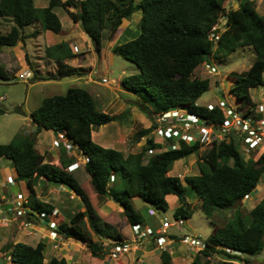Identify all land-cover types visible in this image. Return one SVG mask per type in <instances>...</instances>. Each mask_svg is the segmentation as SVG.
<instances>
[{
    "label": "trees",
    "instance_id": "16d2710c",
    "mask_svg": "<svg viewBox=\"0 0 264 264\" xmlns=\"http://www.w3.org/2000/svg\"><path fill=\"white\" fill-rule=\"evenodd\" d=\"M225 1L49 0L46 7L35 8L33 0H0V20L11 22L6 33L0 32V49L23 42L26 37L24 28L35 23L39 24L42 31L62 34L61 22L54 13V9L59 7L65 10L73 23H79L94 50L99 52L105 32L112 38L123 20L140 12L138 36L112 48L113 53L136 65L139 70V73L121 79L122 89L136 94L141 100L136 102L140 110L149 116L172 109H186L204 118L208 124H217L222 120L218 110L208 112L196 104L209 88L208 79L191 77L202 62L214 54L224 53L225 56L238 47H250L254 60L247 71L229 74L234 81L231 93L242 106L251 107L249 90L264 86V14L259 15L255 11L251 0H236L239 1L238 7L228 10L223 7ZM69 8L75 11L71 12ZM220 16L225 18V29L219 34L214 49L209 35L214 33L212 28ZM36 35L37 32H33L30 36ZM63 52L65 54L62 55ZM45 54L56 61L61 77L68 75L66 71H61L66 67L62 61L72 57L65 43L47 48ZM66 69L71 74L76 73L73 68ZM6 81L9 79L0 65V82ZM143 102L152 106L149 110L151 113ZM127 114L128 109L118 116L99 111L85 89L69 88L63 95L44 98L31 113V119L37 125L33 135L17 137L8 144H0V158L11 161L14 180L26 184L29 196L25 205L30 210L48 214L54 210L51 204L40 201L34 194L33 188L39 178L65 186L80 198L84 210L64 215L65 221L58 226L57 233L85 243L94 258L101 259L106 249H103L101 242L92 239L91 231L99 239H111L114 242L112 246L122 242L121 238L117 234L107 235L101 228V224L105 227L107 224L102 223L72 173L65 170L67 163L63 161V156H66L64 148H60L59 166L51 164L46 155L36 150V135L42 129L52 131L55 136L64 133L87 158L83 168L93 192L98 197H108L118 202L129 225L143 223L142 217L130 204L132 198H139L157 211H167L165 197L174 195L180 205L172 216L175 220L186 221L193 212L191 204L186 201V188H189L199 200L198 208L206 218L211 219L216 210L238 208L255 190L264 174V153L257 160L246 162L231 142H213L200 153L201 147L198 144L187 145L179 141L175 148H166L148 155L149 151L162 149L160 144L148 137L151 128L135 134L136 141L146 137L144 146L137 153L124 154L105 149L92 141L93 131L102 125L124 119ZM197 151L200 154L198 175L182 179L169 175L176 161ZM71 162L68 160L69 164ZM201 162L208 170L201 167ZM111 175L115 183H122L121 190H114L110 186ZM29 216H33L32 212L27 215L28 219ZM212 225V233L204 241V248L191 264H201L199 256L207 258L214 254L222 256L218 264H246L247 259L243 257H257L264 250V199L246 216L238 211L223 227ZM44 247L42 242L34 247L18 242L8 248V256L11 262L18 264H66L63 258H51L44 262ZM161 260L162 264H171L166 252L161 253Z\"/></svg>",
    "mask_w": 264,
    "mask_h": 264
},
{
    "label": "rangeland",
    "instance_id": "374dc122",
    "mask_svg": "<svg viewBox=\"0 0 264 264\" xmlns=\"http://www.w3.org/2000/svg\"><path fill=\"white\" fill-rule=\"evenodd\" d=\"M58 1L63 2L62 0H58ZM251 1L254 3L255 11L259 15H263L264 14V0H251ZM46 5L47 4L45 3V0H33V6L35 8H44L46 7ZM238 5H239V1L227 0L224 2L223 7L226 10L236 9ZM68 10L71 12L75 11L74 8H69ZM55 12L58 18L61 19L63 30L67 31V26L71 24L72 22L70 18L68 17L67 13L65 12V10L61 8H56ZM140 18H141V13L136 12L129 19L123 20L118 27L117 34L113 36L112 38L111 37L109 38L108 32H105L103 39H102V46L105 47L107 45V42H109L111 46L115 44H123L127 41H130L136 38L138 36V31H139L138 22ZM127 24H129L130 28L132 27L133 30L137 32L136 35H134L135 33L133 34L129 32L126 33V35L124 34L125 26ZM37 26L39 27V24L35 23L33 25H29L24 28V36H26L24 38V43L26 46V50L24 48L22 49V52H24V50L27 52L28 58L31 63L30 66L32 67V69L29 66V64L28 66L25 67V69H22L21 67H19L20 65L18 64H14L11 70H8L6 67V70L8 72L5 71V73L7 74L9 81L0 82V144H8L14 139H16L17 137L33 135V133L30 132L32 131V123L30 124L28 122L31 119V113L40 106L44 98L52 97L55 95H63L66 93V91L69 88L77 87V88L85 89L86 91L90 93L92 99L95 102V106L97 110L102 111L104 113L105 112L106 113L108 112L117 113V115H114V116L120 115L124 111H120L121 109L117 110V108H108L107 102L105 101L106 93L110 92L112 84L105 85V84L100 83V80L102 78H107V80L111 82V80H114L119 75H122L123 71H124V75H126L125 77L139 73V70L136 67V65L126 61L121 56L115 53L108 54L106 60L104 59L103 55L102 57H100L99 55H97L98 53H96L97 59L90 60V57L92 58L95 57V53L94 51H92L94 47H93L91 40L85 34H84V38L78 36L77 31H75L74 32L75 34H73L71 37L68 38L66 44L67 45L70 44L71 48H72V45L78 48L79 54L76 55V59H78V57L82 58L81 56H86L83 60L84 61L83 65L89 62L91 63L92 69H91L90 76L88 77V75L85 74L82 76L79 75L78 78L76 77V78H71V79L64 77V78H56V80H52V81L42 80L44 77H41V78L38 77L40 73L36 71L35 65H34V62L36 61V58L38 56L37 52L34 51L37 48L35 45V40L33 37L28 36V34L32 33L33 31L35 32V30L37 29ZM214 28H215L214 30L215 35L219 36V34L225 29V18L220 16ZM60 37L61 36L52 33L53 39L57 40V39H60ZM213 44H214V49H215L217 43L213 42ZM42 48H44V45H42ZM0 50H2V52H6L8 48L5 47V48H1ZM89 50L92 51V54L90 53L91 55H89L88 53ZM41 53L44 57L45 55L44 51H42ZM223 54L224 53H219L218 55L214 54L206 60V62H208L211 66L215 67V71L213 72L214 74L210 73V71L205 69V67L203 66V62H202L194 70L191 76L192 78L197 77L199 79L209 80L208 90L204 94H202L198 100V104L200 106L205 107L208 103L216 104L218 100L222 99L223 97H225L233 106L240 105V102L231 93V89L234 87V81L233 79L230 78L229 74L230 73L239 74V73L247 71V69L250 67V65L252 64L254 60V53L250 47L246 46V47H238L232 53L226 54L225 56ZM8 58H11V55H9ZM44 59H46V57ZM8 60L9 59H5V61H8ZM1 63L3 62L0 61V64ZM40 68H41L40 70L42 71V66H40ZM48 69L49 68H46L45 70H48ZM73 69L76 70L75 72L77 74H80L79 72L81 71L80 69L79 71H77L76 68H73ZM106 69L108 73L104 75L106 72ZM130 69L136 70L137 72L135 74H131ZM29 71L36 73L35 76L37 77L35 79H33L32 76L29 77L30 76ZM27 72L29 76L26 78V80H19V78H17L20 74H25V73L27 74ZM66 74L71 75V72L69 70H66ZM87 78L91 79L93 83H91L90 85H86L83 80H86ZM119 95L124 100H134L135 101V102H131V104L128 103L127 101H123V102L126 105L131 106L133 108L132 109L133 113L140 121L142 118L144 125H148V127L143 128V130H146L149 127H151L149 124H150V118L152 117V115L149 116L148 114H146V112H142L140 110L137 104L138 100L141 101L139 97L136 96V94L129 93L127 91H124V93L122 92ZM249 95L251 98L252 105H253V102L258 103V102L264 101V97L262 95V87L250 89ZM143 105L146 106L148 111L151 110L152 108V106L149 103H144ZM105 110H108V111H105ZM128 110L130 109L128 108ZM149 113H151V111H149ZM127 117H129V114H127V116L124 119L117 121L118 125L121 124V127H120L121 139L120 140L125 143V145H123L124 149L127 150L126 152H123L125 154L129 153V145H128L129 143L128 142L131 141L135 143L134 142V136L136 133L135 131L140 128L138 127L140 125H136L135 127H133L132 123L129 120H127L129 119ZM132 127L133 129H131ZM115 128L116 127H114L113 129ZM46 134L48 133L44 131L43 129L41 130V134L37 137L38 139L42 138L41 143L38 144L39 148L37 147L39 151H43L41 149L44 148L46 145L45 141L48 138L46 137ZM149 137L156 138L155 136L151 135V133L149 134ZM96 139L97 137H93V142L95 144L97 143ZM238 139L240 140L239 137L235 138V141L239 142ZM139 142L142 144L144 143L142 141H139ZM173 144L174 146L176 145V143H173ZM142 147L143 145L141 146V148ZM235 148L246 162L255 161L251 156H245L241 154L239 145H235ZM199 152L197 151L195 153H192L188 157L184 158L183 162L185 161L189 162L194 159L199 162L200 161ZM148 155H151V154H148ZM51 156H52V153L50 156H48L47 160L51 161L52 164L57 165L58 163L57 161H55V157H53L52 159ZM79 160H81V164L84 163L83 157H80ZM178 161L175 167L171 169L172 176H177L178 174L182 173L180 172L181 170L178 167L180 165ZM188 164L189 163L185 165V168L189 167ZM201 167L204 170L205 169L208 170V167L203 162H201ZM13 169L14 168L11 164V161L9 162L5 159H1L0 161V190L7 200H9L8 197L11 195L15 196L18 194L21 197H23L27 194L26 184L24 181H14L13 186H10L9 184L6 183L7 181L5 180L6 176L9 174V172L12 173ZM189 170L190 172L193 171L196 174H199V171H200L197 166H191L189 167ZM193 172L191 173L193 174ZM191 173H189V176L191 175ZM74 177L77 179L83 191L87 195L88 194L90 195V192H92L93 190L89 184L88 176H87V179H85L84 176L82 175V177L80 178L82 180H78L76 175ZM43 184L44 182H42V184H40V187H38L39 188L38 198L40 200H42L43 198H45V200H49V198L51 197L41 196V192L44 190H47L45 187H43ZM2 186L5 187V189H2L1 188ZM54 190L56 191L55 192L56 194H60L58 196L61 202L59 203L57 202V200H55V203L60 204L58 205L59 207L57 208V211H58L57 219H58V222H60V217H61L60 215L73 214V212H77L78 211L77 207H79V205L81 204V201L78 202L77 200H75V196H76L75 195L74 197L71 198L70 206L67 207L66 206L67 203L66 202H65L66 204L64 203L63 198L66 197L64 195L65 190L67 192H69L70 190L67 189L66 187L64 190L61 187L53 186L51 191L53 192ZM51 195L53 196V198H56L55 194H51ZM66 195H68V193H66ZM262 195H263L262 199H264V174L262 175V178L260 179L255 190L252 191L251 194H249L245 198L243 203H241L240 206L238 207V210L241 212V214L246 216V214L249 212V209L252 206L255 207L254 203H257L256 200ZM196 200L197 199L194 196V194L191 192V190L189 188H186V201L189 204H193L192 215L188 220L184 221L183 226L181 227L172 226L170 229L167 230V233L176 234L177 236L180 237L181 240L183 239L184 236H186L188 237V240L190 238H199V240L205 241L209 237V235L212 233V230H213L212 223L216 224L218 227H223L224 225L227 224L229 220H231L234 217L233 213L229 214L230 211L216 210V213L214 215L215 217L208 219L205 217L202 211L195 205ZM91 201L92 203H94L93 202L94 200H91ZM130 204L137 214H140V216L143 219L148 221L146 222V224L153 231H156L157 228L160 227L162 222L165 220L169 222H174V218L173 216H171L170 212H166L163 210L157 211L150 204L144 203L139 198L130 199ZM148 209L152 210L155 213V215L154 216L149 215ZM123 222H125L124 219H123ZM87 228L89 227L87 226ZM101 228L107 235H109L108 233H112V236H113L116 233V231L110 228L109 224H107V227H105L104 224H101ZM124 232L126 231L122 230V233ZM90 233H91L92 239L94 241L99 242L98 236L95 235L92 231ZM6 240L7 238L4 239L2 244H4ZM45 256L48 257V251H46ZM199 257L201 259L202 264H216V263L218 264L219 261L222 260V256L217 257V255H214L211 261H205L206 258L203 256H199ZM243 258L247 259L248 264H264V250L257 257H243ZM233 264H244V263L233 262Z\"/></svg>",
    "mask_w": 264,
    "mask_h": 264
},
{
    "label": "crops",
    "instance_id": "0c3cea01",
    "mask_svg": "<svg viewBox=\"0 0 264 264\" xmlns=\"http://www.w3.org/2000/svg\"><path fill=\"white\" fill-rule=\"evenodd\" d=\"M49 0H45V3L48 4ZM65 1V0H62ZM47 6V5H46ZM59 8V7H58ZM231 8V7H230ZM56 9V8H55ZM54 9V13L55 12ZM57 15V14H56ZM60 19V18H59ZM61 22V19H60ZM3 23V24H2ZM62 25V22H61ZM11 26V22H6L4 20H0V32L2 33H6L9 28ZM81 26L79 25V23H73L71 22V24H69L67 26V31L63 30V26H62V34H56L61 36L60 39H53L52 38V33L50 31H42L38 26L37 29L35 30V32H37V35L34 38L35 40V45H36V51L37 52V58L36 61L34 62L35 65V69L37 72L40 73V75L38 76L39 78L44 77L42 80H56V78H78L79 75H85L87 74L88 77L91 74V63H87L83 65V60L86 56H81L82 58L78 57V59H76V55L75 52L72 50L71 45H67L66 42L68 40L69 37H71L73 34H75L74 32L77 31V35L84 38V32L80 30ZM133 28H130V25L127 24L125 26V31L124 34L126 35V33H135L134 35H136V31L133 30ZM34 32V31H33ZM32 32V33H33ZM32 33L28 34V36H30ZM117 34V33H116ZM115 34V35H116ZM43 43V44H42ZM60 43H65L67 45L68 51L70 53V55L72 56L71 58H67L64 59L62 61L63 65H65L66 67H63L61 69L62 72H65L67 69L66 68H76L77 71H79V69L81 71L80 74H71V75H67L64 77H61L59 74V70L57 68L56 65V61L52 58H49L46 56V54L42 55V51H44L49 47L55 46L57 44ZM42 45H44V48H42ZM118 45V44H115ZM111 46L109 44V42H107V45L104 47L102 46V48L100 49L99 52H96L94 49L92 51H94L95 53V57L91 59H97L96 57V53H98L97 55H99L100 57H104V59H107V55L108 54H112V48L115 46ZM73 46V45H72ZM26 50V46L24 41L23 42H18L16 44V46L8 48V50L6 52H2V50H0V61L3 62L1 64L4 71L8 72L6 70V67L8 70L12 69V66L14 64H18L20 65L19 67H21L22 69H25L26 66H30V60L28 58V54L27 52L24 50V52H22V49ZM64 51L66 52L65 48ZM79 51V50H78ZM92 51L89 50V55L92 54ZM65 52L62 53L65 54ZM91 53V54H90ZM67 54V52H66ZM11 55V58H8V56ZM59 55V54H58ZM26 56V57H25ZM46 57V59H44ZM4 59V60H3ZM5 59H9L8 61H5ZM82 59V60H81ZM5 61V62H4ZM40 66H42V71L40 70ZM31 67V66H30ZM46 68H49L48 70H45ZM32 69V67H31ZM29 75L32 76L33 79H35L37 76H35L36 73L29 71ZM131 74H135L137 71L130 69ZM108 73L107 69L104 75H106ZM126 75H124V71L122 72V75H119L116 79L108 81V84H112L111 86V90L110 92L106 93V98L105 101L107 102V106L108 108H117L121 109L120 111H125L126 109H130L129 110V120L132 123V126L135 127L136 125H140L138 127H140L139 129H137L135 132H139L142 131L143 128L148 127V125H144L142 118L141 121L135 116V114L133 113V108L131 106L126 105L123 101H127L128 103L131 104V102H135L134 100H124L119 94L120 93H124L125 90L122 89V87L120 86V82L121 79L123 77H125ZM84 83L86 85H90L92 82L91 79H86L83 80ZM88 92V91H87ZM89 93V92H88ZM90 94V93H89ZM135 96V95H134ZM199 100V99H198ZM198 100L196 101V104L198 106H200L198 104ZM108 111V110H105ZM106 113V112H105ZM106 114H109L111 116L117 115V113H113V112H108ZM30 124L32 123V131H30L31 133L35 132V129L37 127V125L32 121V119H30L28 121ZM150 125V124H149ZM111 127V128H110ZM114 127H116L115 129H113ZM121 124L118 125L117 121L114 122H110L108 124L102 125L100 126L97 130L93 131L91 133V138L93 141V137H97L96 139V144L99 145L102 148L105 149H112L115 151H119V152H126L127 150L124 149L125 143L122 142L121 139ZM133 127L131 129H133ZM107 128V129H106ZM43 130V129H42ZM46 131L48 134H46V137H48L46 139V145L44 148H42L41 150L43 151H39L37 149V147L39 148L38 144L41 143V139H38L37 137L41 134V131L36 135V150L43 155H46L47 158L48 156L51 155V158L53 159V157H55V161H57V165H60V147L58 146V140L56 138V136L53 134L52 131L49 130H44ZM29 132V134H30ZM95 132V133H94ZM50 133V134H49ZM135 133V134H136ZM96 135V136H95ZM149 137V136H148ZM139 141H142L145 143V137H143V139L141 138ZM138 140H134L135 143L133 142H128L129 144V153H137L140 151L141 146H144V143H140ZM158 144H160L162 146L161 150H157V151H149L147 152V154L149 153H158L167 149H172L175 148L173 147V144H171L170 141H165V140H159ZM172 145V147H171ZM167 148V149H166ZM204 150V148L201 149L200 153ZM65 151V150H64ZM125 154V153H124ZM65 157L63 156V161H65L66 164V171H69L73 174H75L78 178V180H82L80 179L82 177V175L84 176L85 179H87L86 173L84 172V168H83V164H81V160L80 157H77L75 154V151L73 152H66L65 151ZM1 159L4 158H0ZM7 160V159H5ZM68 160L72 162L69 164ZM9 161V160H7ZM184 159H181L178 161V163H180V165L178 166L179 169L181 170L180 172H182L181 174H178L177 177H179L180 179H182L185 176H189V173L193 172L189 170V167L191 166H197L198 161L197 160H191L189 162L185 161L183 162ZM10 162V161H9ZM177 161L173 164L172 169L175 167ZM188 164L189 167L185 168V165ZM52 164V163H51ZM55 165V164H54ZM184 167V168H183ZM84 172V173H83ZM14 169L12 171V173L9 172V174L6 176V183H8L11 180H14ZM73 175V176H75ZM169 175L172 176L171 171L169 172ZM193 175H198L195 172H193V174L191 173L190 176ZM76 179V178H75ZM77 180V179H76ZM87 181V180H86ZM89 181V180H88ZM115 180H113L114 182ZM41 182V183H40ZM42 182H44L43 187H45L47 190H44L41 192V196L43 197H51L49 198V200H45V198H43L42 200H40L39 197V188L40 184H42ZM110 183V186H112V188L114 190H121L122 187V183L121 182H117V183ZM3 185V184H2ZM53 186L55 187H61L62 189L65 190V186L62 185H55L52 183H48L46 182L43 178H39L36 181V185L34 186V194L36 196V198H38L40 201L46 202L51 204L54 209L57 210V208L59 207L58 203H55V200H57V202H61L60 198L58 195L60 194H56L55 190L52 192L51 189L53 188ZM2 189H5V187H1ZM27 190V194L25 196H23V199L25 200L26 198H28L29 196V191L26 187ZM92 191V190H91ZM93 192V191H92ZM90 192V195L86 194L87 198L89 199V202L92 206V208L94 209V211L96 212V214L99 216V218L102 220L103 223L109 224L110 228L114 231H116L115 234L119 235L121 238V241H123L125 243V246L128 247V251L125 253H121L120 254V258L119 259H107V254L108 252H110V250H112L114 248V246H112L111 244L114 243L111 241V239L108 238H100L99 242H101L103 249H106V252H104V254L102 255L101 259L98 258H94L91 256L88 248L86 247L85 243L76 241L74 239L71 238H65L61 235H57L56 237H53L50 233L51 230L48 227V223L46 220L43 219H38L37 221L34 222L35 218H24V217H18L15 218L13 215H9V220L7 221V223L5 224H0V244H2V242L4 241L5 238H7V240L5 241L4 244L0 245V264H18V263H13L11 262L10 258H9V252L10 249H8L11 245L21 242L30 246H36L37 243L42 242L45 247H44V251H43V256H44V262H48L51 258H57V259H64L66 261V264H75V263H79V264H162V260H161V253L162 252H166L170 258V263L171 264H191L194 257L196 255H198V250L194 247H190L188 243L184 242L183 240L180 239L179 236H177L176 234L173 233H168V241L166 242V244L161 247L158 248L156 247V245L152 242L151 239H144L141 242H137L135 240H133L134 238L131 236V230H130V225L128 224V222L126 221L124 215H123V208L121 207V205L114 201L112 198H108V197H98L94 192L92 193ZM66 193H68V195H66ZM51 194H55L56 198H53V196ZM63 195V194H62ZM64 195L66 197L63 198L64 203L66 204V206H70L71 203V198L75 196L74 192L69 191L67 192L65 190ZM263 195L260 196L256 201L257 203L262 199ZM75 200H77L78 202H80V198L76 195L75 196ZM91 200H94L92 203ZM165 200L168 204V209L166 212H170L171 216L173 211L180 205L178 199L176 196L174 195H167L165 197ZM244 201V200H243ZM242 201V203H243ZM257 203H254V205H256ZM195 205L197 207H199V200L197 199L195 201ZM193 204H191V208H192ZM8 206H4V208L6 209ZM254 206H252L251 208H253ZM72 208V207H70ZM78 211L81 210L83 211L84 208L82 207V205L80 204L79 207H77ZM251 208L249 209V211L251 210ZM150 209H148L149 211ZM230 211L229 214H235L236 212H238V208L236 209H231V210H227ZM75 213V212H73ZM216 211L213 214V217H215ZM117 215V216H115ZM140 215V214H139ZM60 222L58 223H62L65 221V216L64 215H60ZM212 217V218H213ZM123 219L125 222H123ZM40 220V221H39ZM55 220L58 221V219L56 218ZM142 225L148 226L146 224V222H148L147 220L142 218ZM216 225V224H215ZM217 226V225H216ZM89 229V228H88ZM170 229V228H169ZM122 230H125L126 232L122 233ZM110 236H112V233H108ZM114 234V235H115ZM98 240V239H97ZM46 251H48V257L45 256ZM107 253V254H106ZM215 255V254H214ZM214 255H212L211 257H207L205 261H211V259H213ZM218 257V256H217ZM201 261V259H200ZM202 264V262H201ZM217 264V263H216Z\"/></svg>",
    "mask_w": 264,
    "mask_h": 264
},
{
    "label": "built area",
    "instance_id": "2783aa9c",
    "mask_svg": "<svg viewBox=\"0 0 264 264\" xmlns=\"http://www.w3.org/2000/svg\"><path fill=\"white\" fill-rule=\"evenodd\" d=\"M215 27V26H214ZM212 28V31L215 28ZM209 39L213 42L218 41V36L214 33L209 35ZM72 50L75 54H79L78 48L72 46ZM205 69L213 73L215 67L204 62ZM18 78L25 79V75L20 74ZM264 82V74H263ZM100 83L107 85V78H102ZM262 95L264 97V86H262ZM205 108L212 112L218 110L221 113L222 120L217 124H208L204 118L190 113L183 109H172L162 114H156L151 118V135L155 136L153 141L158 143L159 140H171L178 144L179 141H183L187 145L198 144L200 147H207L213 142H231L234 145L240 146L241 154L245 156H251L254 160L264 153V101L254 103L251 107H245L241 104L233 106L231 103L223 97L218 100L216 104L208 103ZM240 138L239 142L235 141V138ZM59 144H61L67 152H70L75 148L66 139L64 134H58ZM143 139V138H142ZM87 160V159H85ZM114 176H110V182L113 181ZM7 184L14 185V180L9 181ZM5 198L0 190V224H5L9 220V215H13L15 218L26 215L30 210L24 206L23 197L20 195H11ZM4 206H8L6 209ZM149 215L154 216L155 213L152 210L148 211ZM58 211L54 210L51 214L34 212V215L38 219H44L48 217V227L52 232L53 237L57 236L59 223L57 220ZM184 224L182 219H174V222L163 221L161 226L153 231L150 227L135 224L130 226L131 236L133 240L138 243L144 239H151L156 247H163L168 241L167 230L172 226L181 227ZM188 243L190 247H196L197 250L204 248V243L197 238H190L184 236L182 239ZM128 251V247L124 242H121L115 246L110 252H108L107 259H119L121 253Z\"/></svg>",
    "mask_w": 264,
    "mask_h": 264
},
{
    "label": "clouds",
    "instance_id": "9594fccd",
    "mask_svg": "<svg viewBox=\"0 0 264 264\" xmlns=\"http://www.w3.org/2000/svg\"><path fill=\"white\" fill-rule=\"evenodd\" d=\"M75 55H78V54H75ZM206 62V61H205ZM204 63V62H203ZM209 64V63H208ZM210 65V64H209ZM211 73V72H210ZM212 74H214V73H212ZM264 74V73H263ZM23 75H25V79H21V80H26V78L29 76L28 75V72H27V74L25 73V74H23ZM29 77H31V76H29ZM18 78V77H17ZM20 80V79H19ZM203 108H205L204 106H202ZM206 109V108H205ZM183 110H186V109H183ZM207 110V109H206ZM188 111V110H187ZM208 111V110H207ZM215 111V110H214ZM189 112V111H188ZM209 112V111H208ZM213 112V111H212ZM162 114V113H161ZM194 114V113H193ZM152 115V117L151 118H153V116H155L156 114H151ZM150 118V117H149ZM151 118H150V126H151ZM149 128H151L152 129V127H149ZM34 134V133H33ZM59 134V133H58ZM58 134H57V136H56V138H57V140H58V146L60 147V148H64L61 144H59V139H58ZM62 134H64V133H62ZM65 136V135H64ZM146 138V137H145ZM152 138V137H151ZM67 139V138H66ZM153 139V138H152ZM68 140V139H67ZM69 141V140H68ZM168 141H170L171 142V144H173V143H175V141H171V140H168ZM167 141V142H168ZM70 142V141H69ZM71 143V142H70ZM156 143V142H155ZM72 144V143H71ZM72 146H73V144H72ZM173 147H174V145H173ZM202 148H206V147H201V149ZM64 150H65V148H64ZM66 151V150H65ZM73 151H75V154H76V156L77 157H83L84 158V163H83V165L85 164V162L87 161V160H85V159H87L85 156H83L82 155V153L80 152V151H78L77 149H76V147L75 148H73V150H71L70 152H73ZM199 151H201V150H199ZM67 152V151H66ZM67 172H69V171H67ZM71 173V172H70ZM113 180H114V178H113ZM15 181V180H14ZM113 182V181H112ZM112 182H110V180H109V184L110 183H112ZM24 200V199H23ZM245 200V199H244ZM26 201H27V198L24 200V206L26 207V205H25V203H26ZM26 208H28L29 209V207H26ZM30 210V209H29ZM54 210H56V209H54ZM53 210V211H54ZM57 211V210H56ZM30 212H32V214H33V216H29L30 218H37L35 215H34V211H32V210H30L26 215H24V216H21V217H24V218H28L27 217V215L28 214H30ZM46 214H48V213H46ZM49 215V214H48ZM37 220H38V218H37ZM43 220H47V223H48V217L47 218H44ZM61 223H59V225H60ZM130 226H132V225H130ZM50 229V228H49ZM51 232H52V230H51ZM57 235H59L58 233H57ZM198 240H199V238H197ZM201 241V240H200ZM123 242V241H122ZM203 243H204V241H202ZM121 242H119L118 244H120ZM117 246V245H116ZM115 247V246H114ZM194 248H196V247H194ZM202 250V249H201ZM200 249L198 250V252L199 251H201ZM108 255V254H107Z\"/></svg>",
    "mask_w": 264,
    "mask_h": 264
}]
</instances>
